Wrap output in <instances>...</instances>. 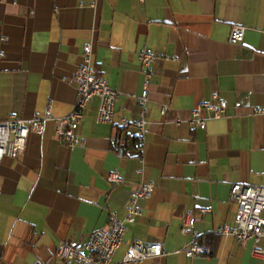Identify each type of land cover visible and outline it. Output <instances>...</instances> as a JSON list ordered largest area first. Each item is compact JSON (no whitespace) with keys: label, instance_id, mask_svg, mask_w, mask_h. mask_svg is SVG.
Instances as JSON below:
<instances>
[{"label":"crops","instance_id":"obj_1","mask_svg":"<svg viewBox=\"0 0 264 264\" xmlns=\"http://www.w3.org/2000/svg\"><path fill=\"white\" fill-rule=\"evenodd\" d=\"M91 3L0 0V121L29 119L48 104L55 118L69 114L77 99L73 75L90 39L95 73L118 93L112 124H95L98 99L88 102L77 129L81 146L67 149L47 121L17 159L0 163V264H64L55 256L59 243L81 247L89 233L109 228L111 212L124 219L129 193L141 181L154 184L152 194L139 202L136 222L125 224L113 262L137 240L166 252L140 264H264L252 258L253 242L216 233L235 225L231 185L264 186V114H254L264 110V0ZM234 25L246 28L237 44L228 41ZM144 47L158 57L142 166L133 123L140 114L135 97L143 85L138 57ZM214 97L226 102L225 116L208 119L204 130L191 125L192 111ZM123 118L129 126L121 130ZM116 131L119 153L109 141ZM112 170L123 184L107 183ZM186 213L196 217L198 245L208 243L212 255L210 247L192 258L183 253L191 240L181 232ZM257 246L264 249V238Z\"/></svg>","mask_w":264,"mask_h":264},{"label":"built area","instance_id":"obj_2","mask_svg":"<svg viewBox=\"0 0 264 264\" xmlns=\"http://www.w3.org/2000/svg\"><path fill=\"white\" fill-rule=\"evenodd\" d=\"M91 7L95 8L97 0H91ZM143 1V0H140ZM246 28L234 25L230 29L228 41L231 44L242 42ZM92 40L84 43L80 63L73 75L76 84L77 99L73 110L62 117L55 118L51 114V105L48 104L43 112H35L29 119H19L10 116L0 121V163L5 159H17L25 150L28 137L35 135L40 137L47 121H53L56 126V135L63 142L64 146L73 150L83 144V139L77 134V129L82 121L83 111L91 100L98 99V108L95 114V124H112L115 113V101L117 91L111 88L108 82L97 73L92 67ZM157 55L144 47L139 53V62L143 69V85L139 96H136L137 105L140 108L139 118L133 123L136 128L135 141L141 150L138 157L142 166V156L146 130L149 124L147 119L146 104L149 98L150 80L153 75V64ZM215 103H200L191 113L189 123L202 130L206 128L208 119H220L225 116L227 104L224 100L214 97ZM205 109L212 113L210 117H202L200 111ZM167 106H162L161 113L165 114ZM254 114L262 115L264 110L256 108ZM179 123V122H178ZM129 126L126 119H121L119 129ZM112 149L119 153L123 147L121 133L115 132L110 137ZM142 175V169L137 171ZM107 183L114 187L123 184L119 173L112 170L106 177ZM154 184L152 182L138 183L129 193V203L126 207L124 219L117 218L115 212L109 214V228L107 230L93 231L88 234L83 246H74L60 242L55 250V256L64 264H140L148 259H157L165 255L161 244H154L149 241H132L119 262H113L116 250L122 245L125 236V224H133L142 215L139 206L140 201L150 198ZM229 198L237 206L235 225H221L216 233L224 237H234L238 242L251 241L254 247L251 249L252 258L264 260V249L257 244L264 238V186H250L246 184H233L230 187ZM202 210L201 213H206ZM196 217L193 213H186L181 219V232L190 236L191 240L182 250L186 257H195L209 253V247L198 245L196 234L193 232ZM33 264H41L39 261Z\"/></svg>","mask_w":264,"mask_h":264},{"label":"trees","instance_id":"obj_3","mask_svg":"<svg viewBox=\"0 0 264 264\" xmlns=\"http://www.w3.org/2000/svg\"><path fill=\"white\" fill-rule=\"evenodd\" d=\"M204 246H208V247H210V249H211V252L209 253V254H213V248L208 244V243H205V245Z\"/></svg>","mask_w":264,"mask_h":264}]
</instances>
